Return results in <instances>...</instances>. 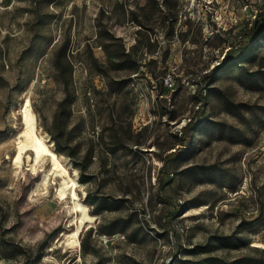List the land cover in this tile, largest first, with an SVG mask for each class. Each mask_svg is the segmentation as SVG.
Listing matches in <instances>:
<instances>
[{"label": "rangeland", "instance_id": "rangeland-1", "mask_svg": "<svg viewBox=\"0 0 264 264\" xmlns=\"http://www.w3.org/2000/svg\"><path fill=\"white\" fill-rule=\"evenodd\" d=\"M262 32L264 0H0V264H264ZM34 83L97 215L81 249L48 163L13 174Z\"/></svg>", "mask_w": 264, "mask_h": 264}, {"label": "bare ground", "instance_id": "bare-ground-1", "mask_svg": "<svg viewBox=\"0 0 264 264\" xmlns=\"http://www.w3.org/2000/svg\"><path fill=\"white\" fill-rule=\"evenodd\" d=\"M34 87L35 83L25 91L24 96L22 95L23 102L18 104L22 128L15 139L13 174L17 176L24 170L36 174L42 164L48 163L46 174L38 185L42 191H47L54 181L57 184L55 198L68 203L73 213L67 230L60 233L55 245L66 251L81 249V234L97 221V215L91 213L79 195L82 185H79V172L74 168L72 160L55 150V144L49 134L38 125L30 99Z\"/></svg>", "mask_w": 264, "mask_h": 264}, {"label": "trees", "instance_id": "trees-1", "mask_svg": "<svg viewBox=\"0 0 264 264\" xmlns=\"http://www.w3.org/2000/svg\"><path fill=\"white\" fill-rule=\"evenodd\" d=\"M262 37H264V32H262ZM188 127V125H187ZM187 127H185L184 132L187 130ZM184 135V134H183ZM52 138L54 139V141L56 142V150L58 153H67L66 150L64 148H62L59 144V141L55 138V136L52 134ZM187 141H190V138H185ZM68 155H71L69 153H67ZM177 158V151L175 152H171L167 157L166 160L167 161H172L175 160ZM81 182L82 183H86L87 181L85 180V178H83V176L81 177ZM10 257H13L14 255H8Z\"/></svg>", "mask_w": 264, "mask_h": 264}, {"label": "built area", "instance_id": "built-area-1", "mask_svg": "<svg viewBox=\"0 0 264 264\" xmlns=\"http://www.w3.org/2000/svg\"><path fill=\"white\" fill-rule=\"evenodd\" d=\"M164 83H165L166 86H169V87H172L173 84H174L172 78H170V77L165 78L164 79Z\"/></svg>", "mask_w": 264, "mask_h": 264}]
</instances>
